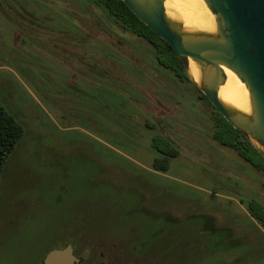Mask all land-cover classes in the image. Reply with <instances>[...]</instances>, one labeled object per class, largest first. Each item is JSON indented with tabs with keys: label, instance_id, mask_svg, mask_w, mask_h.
Returning <instances> with one entry per match:
<instances>
[{
	"label": "rangeland",
	"instance_id": "1",
	"mask_svg": "<svg viewBox=\"0 0 264 264\" xmlns=\"http://www.w3.org/2000/svg\"><path fill=\"white\" fill-rule=\"evenodd\" d=\"M0 104L23 128L0 173V264L98 237L90 260L111 241L126 264H264L247 208L264 204L263 171L213 139L209 102L93 0H0ZM161 138L177 150L165 172Z\"/></svg>",
	"mask_w": 264,
	"mask_h": 264
},
{
	"label": "water",
	"instance_id": "2",
	"mask_svg": "<svg viewBox=\"0 0 264 264\" xmlns=\"http://www.w3.org/2000/svg\"><path fill=\"white\" fill-rule=\"evenodd\" d=\"M122 1L173 48L188 79L264 158V0H203L213 17L211 30L186 24L170 12L166 0ZM225 69L244 85L247 111L220 97ZM82 259L66 243L48 250L40 264H78Z\"/></svg>",
	"mask_w": 264,
	"mask_h": 264
},
{
	"label": "trees",
	"instance_id": "3",
	"mask_svg": "<svg viewBox=\"0 0 264 264\" xmlns=\"http://www.w3.org/2000/svg\"><path fill=\"white\" fill-rule=\"evenodd\" d=\"M93 3L96 6L101 7L103 9V12H105V14H107L111 18L112 22L116 24L120 29L127 31L134 37L143 39L145 42H147L152 47V54L155 63L162 65L164 68L171 69L174 72V75L180 80L186 79L188 82H191L185 73L183 64L177 57L173 48L166 41L161 39L149 26L145 25L142 21H140L122 0H93ZM96 75L92 78H94L96 80V83L98 84V80L101 81L102 79V71L99 70V73L96 72ZM196 90L198 91L200 99H206L208 101L205 95H203L197 88ZM209 104L211 105L210 102ZM212 108L215 110V113L213 114V139H215L224 146L234 149L241 158H243L247 162H250L255 168L263 171L264 173V158L256 151V149L253 148V146L239 131L234 129L218 113V111L213 106ZM22 134V126L18 122H16V120L10 114L6 112L3 106L0 104V173L3 169L6 157L14 150L16 143L20 139ZM171 144L172 142L169 139L166 140L164 138H161V140L159 139L154 141V148L157 152V155L153 158L152 161V166L154 170L158 172H165L167 170L169 159L175 156L177 153L176 148L171 146ZM249 149H251L256 154V156L259 157L260 160L253 161V159L247 154V151ZM262 186L264 188V178ZM247 208L249 215L258 224L264 226V204L256 199H251L247 203ZM94 229L96 230L95 227ZM94 229L92 231H94ZM60 240V246L50 245L49 248L41 255V257L39 258V264L44 254L48 250L52 248H61L66 244L63 243L62 239ZM68 241L69 242L67 243H70L72 245L73 252L77 257L87 255L89 257V261L91 259V248L95 245H98V242L102 241V239H100L99 237L94 238L91 243L89 242V245H84L80 249V251L78 250V248H76L75 239H69ZM103 243L106 247V250H108V253H110L113 260H115L116 262V258L114 257H116L118 247L116 248L111 243V241ZM145 252V246L140 244L135 248V252L132 254V251H130L128 254L129 256L127 257L141 259L145 256ZM173 264H180V262L174 261Z\"/></svg>",
	"mask_w": 264,
	"mask_h": 264
},
{
	"label": "bare ground",
	"instance_id": "4",
	"mask_svg": "<svg viewBox=\"0 0 264 264\" xmlns=\"http://www.w3.org/2000/svg\"><path fill=\"white\" fill-rule=\"evenodd\" d=\"M165 5L171 13L180 17L189 26L206 30L214 28L212 14L203 0H166ZM190 69L193 75L197 74L193 64H190ZM225 75V82L219 88L220 97L241 110L247 111L248 96L244 85L228 69H225Z\"/></svg>",
	"mask_w": 264,
	"mask_h": 264
},
{
	"label": "flooded vegetation",
	"instance_id": "5",
	"mask_svg": "<svg viewBox=\"0 0 264 264\" xmlns=\"http://www.w3.org/2000/svg\"><path fill=\"white\" fill-rule=\"evenodd\" d=\"M117 253H116V262L115 260H113L112 256L110 255V253H108V250H106V252H102V254H99L98 256H95L92 260L88 261V256L87 255H82L85 256V259H82L78 264H100L99 262L102 260V264H126L125 260L123 261V251L122 249L119 247L117 249ZM128 258V257H127ZM126 258V259H127Z\"/></svg>",
	"mask_w": 264,
	"mask_h": 264
}]
</instances>
